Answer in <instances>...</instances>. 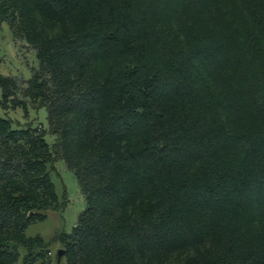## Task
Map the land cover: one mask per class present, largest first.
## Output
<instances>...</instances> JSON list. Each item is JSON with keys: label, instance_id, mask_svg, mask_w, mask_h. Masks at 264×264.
<instances>
[{"label": "trees", "instance_id": "obj_1", "mask_svg": "<svg viewBox=\"0 0 264 264\" xmlns=\"http://www.w3.org/2000/svg\"><path fill=\"white\" fill-rule=\"evenodd\" d=\"M2 22L55 143L0 117V264H49L25 230L59 160L86 203L66 264H264V0H0Z\"/></svg>", "mask_w": 264, "mask_h": 264}, {"label": "rangeland", "instance_id": "obj_2", "mask_svg": "<svg viewBox=\"0 0 264 264\" xmlns=\"http://www.w3.org/2000/svg\"><path fill=\"white\" fill-rule=\"evenodd\" d=\"M38 66L36 50L18 38L7 22L0 23V75L16 78L21 86L14 96L7 99L0 88V117L10 120L13 129L30 128L36 134H43L44 141L51 147L55 143V137L49 133L46 110L35 109L25 97L28 81ZM51 166L50 179L54 185L58 208L41 212L42 218L26 228L25 236L29 239L41 238L49 243L46 254L48 259L45 262L66 264L64 248L61 243L52 239L56 234H69L72 231L77 225L79 215L85 210L86 203L74 173L66 163L59 160ZM59 251L63 252L60 259Z\"/></svg>", "mask_w": 264, "mask_h": 264}, {"label": "water", "instance_id": "obj_3", "mask_svg": "<svg viewBox=\"0 0 264 264\" xmlns=\"http://www.w3.org/2000/svg\"><path fill=\"white\" fill-rule=\"evenodd\" d=\"M62 254H63V252H62V251H59V252H58V259H60V258H61Z\"/></svg>", "mask_w": 264, "mask_h": 264}]
</instances>
